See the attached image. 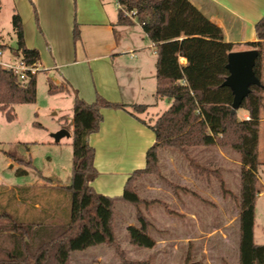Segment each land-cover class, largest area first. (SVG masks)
Segmentation results:
<instances>
[{"label": "trees", "instance_id": "16d2710c", "mask_svg": "<svg viewBox=\"0 0 264 264\" xmlns=\"http://www.w3.org/2000/svg\"><path fill=\"white\" fill-rule=\"evenodd\" d=\"M116 24L138 23L148 39L154 43L157 54V98H170L172 104L150 125L156 141L146 154V166L135 170L127 180L120 197L97 193L90 183L97 177L94 166V148L88 138L99 130L104 108L127 109L142 113L146 105H127L107 101L98 95L92 103L81 99L75 90L73 103V131L71 134L72 163L68 185L56 190L64 192L69 206L62 209L61 223L42 209L36 216L20 214L18 205L27 201L35 186L7 187L0 185V235L8 245L2 247L0 264H70V255L88 248L111 245L116 248L113 230L114 206L124 202L136 207L137 225L127 227L130 243L135 247L153 249L156 241L150 236L151 223L140 206L147 202L133 188L139 175L159 176L158 155L164 148L186 157L190 167L200 175L218 176L189 157L191 148H230L239 155V259L237 264H264V244L254 240L256 200L261 192L258 178V142L260 110L263 101L262 58L264 52V16L256 23V42L246 45L258 51L254 73L261 85H251L240 108L249 112V119L239 120L233 109V92L226 85L230 75L228 57L233 44L226 42L219 26L211 22L189 0H116ZM134 13L133 16L131 14ZM16 36L20 61L27 67H36L39 52L24 43L21 17L14 13L11 19ZM79 39V29L73 30ZM8 49L0 37V54ZM185 58L186 64L179 59ZM27 79L20 80L12 70L0 64V110L8 121L15 117L14 106L33 104L37 97V72L27 70ZM68 85V84H67ZM68 87H70L68 85ZM48 94L69 91L47 79ZM65 127V116L61 117ZM17 175L27 170L18 168ZM221 188L223 183L221 182ZM54 189V187H52ZM174 191L178 187H173ZM114 264H153L145 261L121 260Z\"/></svg>", "mask_w": 264, "mask_h": 264}, {"label": "crops", "instance_id": "0c3cea01", "mask_svg": "<svg viewBox=\"0 0 264 264\" xmlns=\"http://www.w3.org/2000/svg\"><path fill=\"white\" fill-rule=\"evenodd\" d=\"M189 1L222 28L226 42L233 44L231 52L254 49L246 44L258 40L255 25L264 16V0ZM14 13L21 17L26 47L39 52L35 67L37 75L42 73L45 76L46 86L49 78L55 85L69 90L50 95L61 108V116L66 118L69 141L73 131L72 89L88 103L100 95L113 103L147 106L142 113L134 112L131 107L126 110L102 109L99 130L88 138L95 151L94 166L98 171L97 177L90 183L91 187L109 197L122 196L132 173L145 168L147 151L156 141L150 125L172 104L170 98L155 96L157 54L154 43L148 39L140 24H116V0H0L1 39L2 32L13 30L11 19ZM76 25L79 29L77 40L73 36ZM179 61L186 64L185 58ZM0 64L9 65L1 59ZM236 116L239 120H247L249 112L239 108ZM260 117V122H264V116ZM199 150L209 149L201 147L189 151ZM231 153L237 154L230 148L217 147L221 174L228 172L229 166L235 163L241 166L239 161L230 158ZM129 207V204L117 202L114 209L120 212V222L125 230L130 225H137L131 216L125 214ZM188 250L186 248V252ZM237 256V261L231 264L238 263L239 245ZM189 261L187 254L185 264L197 263Z\"/></svg>", "mask_w": 264, "mask_h": 264}, {"label": "rangeland", "instance_id": "374dc122", "mask_svg": "<svg viewBox=\"0 0 264 264\" xmlns=\"http://www.w3.org/2000/svg\"><path fill=\"white\" fill-rule=\"evenodd\" d=\"M2 33V42L8 49L0 59L18 65L20 56L13 30ZM261 69L264 83V52ZM262 102L260 116H264V100ZM56 103L47 92L45 76L39 73L35 103L15 105L12 121H8L0 110V184L35 186L26 194L27 201L19 203L20 214L36 216L46 209L56 217V222L61 223L62 209L66 210L69 203L64 192L56 189L70 183L72 146L67 137L59 143L52 137L60 127L67 128L62 126L61 108ZM208 149L188 151V155L200 166L216 170V177L195 173L184 155L164 148L158 155L159 176L144 174L134 178L133 188L148 203L147 211L144 205L140 210L151 223L149 234L156 241L154 250L145 251L133 246L127 230L121 225L120 212L114 210L113 230L118 248L100 245L74 252L70 255V264H114L142 258L141 261L148 260L153 264H185L187 254L189 262H197L195 264L236 262L241 166L235 163L229 166L228 172L221 174L217 147ZM231 155V159L239 161L237 154ZM258 160L262 163L258 168L261 192L256 200L254 240L264 244V122L259 123ZM18 168L27 170V174L17 175ZM173 187L178 190L175 192ZM129 205L125 214L137 224L136 207ZM7 245L5 236L0 235V250ZM186 248H189L188 252Z\"/></svg>", "mask_w": 264, "mask_h": 264}, {"label": "water", "instance_id": "95a60500", "mask_svg": "<svg viewBox=\"0 0 264 264\" xmlns=\"http://www.w3.org/2000/svg\"><path fill=\"white\" fill-rule=\"evenodd\" d=\"M257 58L258 51L256 49L229 53L228 69L230 75L225 84L232 89L234 96L232 107L235 110L240 108L242 101L248 96L251 85H261L259 78L254 73ZM69 136L70 132L65 128H61L52 134L56 143Z\"/></svg>", "mask_w": 264, "mask_h": 264}, {"label": "built area", "instance_id": "2783aa9c", "mask_svg": "<svg viewBox=\"0 0 264 264\" xmlns=\"http://www.w3.org/2000/svg\"><path fill=\"white\" fill-rule=\"evenodd\" d=\"M134 13L131 14L133 16ZM134 54H131V57H133ZM9 69H12L18 76L20 80H26L27 79V70H30L31 73H35L36 69L34 67H27L25 66L21 61L18 65H7L6 66Z\"/></svg>", "mask_w": 264, "mask_h": 264}]
</instances>
